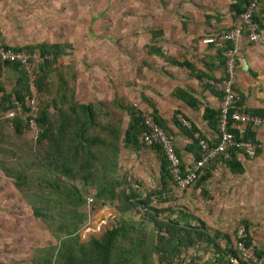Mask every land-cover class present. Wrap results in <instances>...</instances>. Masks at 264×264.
Here are the masks:
<instances>
[{"label": "rangeland", "instance_id": "1", "mask_svg": "<svg viewBox=\"0 0 264 264\" xmlns=\"http://www.w3.org/2000/svg\"><path fill=\"white\" fill-rule=\"evenodd\" d=\"M198 7L193 0H0V40L4 44L32 46L36 52L40 44L60 46L54 60L45 53L47 61L36 67L34 94L38 112L46 109L48 113L51 138L62 140L59 153L52 141L43 138L33 143L23 123L18 133L11 120L0 113V264H44L43 258L53 257L67 230L78 242L83 241L105 212L115 213L105 220L106 228L114 224L127 228L126 236L115 242L120 251H114L112 259L128 257L131 264L217 262V257L231 249L241 225L250 242L255 246L263 243L264 249V213L243 212L238 202L245 197L240 187L244 178L232 175L221 164L206 182L211 193L196 197L191 185L178 190L169 184L157 196V156L147 148L134 152L120 142L128 121L124 107L135 104L145 115L149 113L144 101L137 102L136 92L139 85H151L163 59L147 49L155 46L160 50L175 36L180 18L196 13ZM41 68L42 86L37 91L35 81ZM16 76L11 68L2 67L0 97L11 95ZM26 81L22 95L29 93ZM88 103L92 105V123L84 122L86 115L79 109L69 108ZM56 129H64L62 139L57 138ZM80 129L86 130L78 138L74 133ZM98 139H106L107 145ZM78 142L83 151L77 149L73 163H91L96 174L95 182L86 188L81 186L80 177L84 176L80 171L64 175L55 169L65 163L70 166L65 156ZM86 150L95 158L87 156ZM101 164L106 172L101 171ZM101 180L119 183L114 187L117 199L106 206L94 197L96 182L104 183ZM71 186L82 199L83 194L92 197L93 211H83L84 199L76 204L67 198ZM121 188L128 193L135 189L143 199L152 194L149 205L121 212ZM39 204L47 206L50 222L32 214V206ZM173 220L178 227L171 226ZM74 248V253L85 252Z\"/></svg>", "mask_w": 264, "mask_h": 264}, {"label": "crops", "instance_id": "2", "mask_svg": "<svg viewBox=\"0 0 264 264\" xmlns=\"http://www.w3.org/2000/svg\"><path fill=\"white\" fill-rule=\"evenodd\" d=\"M205 1L207 2L193 0V4L199 6L196 13H185L180 18L175 36L172 35V39L163 44L162 47L165 49L160 47L163 56H157L163 61L156 73L157 76L151 80L150 86L139 85V91L136 92L137 102L144 101L142 105L147 109L146 111L154 109L156 115L162 119L163 129L171 139L178 158L183 163L193 160L195 155H198V150L192 139L182 131V128L187 127L181 124L179 116L197 129L192 133V137L195 132L210 139H215L216 136V130L203 119V110L205 107L212 110L218 108L219 94L207 81L217 79L223 74V50L219 44H202L200 39L227 31L238 20L235 11L230 10V5L236 0ZM256 15L264 18V0L260 1ZM181 27L182 33H180ZM262 31L264 36V28ZM5 40L10 42L8 37H5ZM42 55L47 58L46 54ZM169 59L185 60L190 63V67L174 65L169 62ZM234 84L241 96L242 105L246 109H262L263 117L261 124L254 129L255 139L260 143V153L253 158H247L242 153L234 152L236 160L241 165V170L240 172L229 171L232 175H239L245 179L240 185L244 188L242 192L245 193V197L242 196L243 198H239L238 201L241 210L248 213H264V45L248 42L244 35L239 41L238 66ZM175 88L187 92L193 99L191 102L194 105L191 106L177 98L173 94ZM193 139L195 140L194 137ZM141 149L144 148L131 150L137 152ZM154 156L156 157L155 154ZM221 164H223L222 161L212 163L211 176L206 182H210L217 172L216 166ZM209 189L207 191L211 193ZM262 245L263 243L258 242L256 246L264 250Z\"/></svg>", "mask_w": 264, "mask_h": 264}, {"label": "trees", "instance_id": "3", "mask_svg": "<svg viewBox=\"0 0 264 264\" xmlns=\"http://www.w3.org/2000/svg\"><path fill=\"white\" fill-rule=\"evenodd\" d=\"M246 3H247V0H236L232 5H230V10H234L235 13L237 15H239L245 10ZM256 11H257V9L255 11H253V13H252V20L257 22L259 25V29L262 30V28H264V18L258 17L256 15ZM210 44H219V45L221 44L220 47L222 48V50H224L225 48H227L229 46L228 43L223 44V43H220L219 41H216V42L210 43ZM23 49L29 50V51L34 50L32 46H26V47H23ZM38 49H39V52L41 55L45 54V53L46 54L50 53L51 58L53 60L61 52L60 46L58 44H51V45L40 44V45H38ZM147 50L149 52H153L155 55L163 56L162 53L160 52V50L158 48H156L155 46H149V48ZM222 58H223V65H224V56H222ZM45 61H47V58L44 59V63H45ZM169 62L174 64V65H177V66H185L187 68L190 67V63L185 61V60L178 61L175 59H169ZM45 65H47V63ZM4 66L11 68L12 71H15L17 73V76L15 79L14 88L12 89V92L10 93L11 95H9V94L4 95V93H3L4 97L3 96L0 97V110L1 111H3L4 109L11 106V101H12L10 98L11 96H13L14 99L20 100L23 96L22 95L23 91L26 90V86H25L26 74L18 67V65L13 64V63H2V64H0V71H1L2 67H4ZM40 70L41 71L39 72V74L36 78V81H35V86H36L37 91H40L41 86H42L40 79L42 78L43 70H42V68ZM220 78L221 77H218L217 79H214V80H219ZM0 91L3 92L1 86H0ZM173 94L177 98H180V99L184 100L185 102L189 103L191 106L194 105L193 102H191L193 99L184 90H182L180 88H175V90L173 91ZM4 99L8 100V102H9V103L7 102L8 105L6 103H4ZM91 106L92 105L90 103H88V104H71V105H69V108L72 111H75V108L79 109L80 111H82L86 115L84 122L92 123L93 112H92ZM124 109L127 112L128 121H127V124H126L125 128L123 129L121 135H120V142H121L123 147L130 148V149L147 148L149 150H152L154 152V154L157 156V158H158L157 182L159 183L160 186H158L156 188L155 192L154 191L153 192L157 193V196H159L160 195L159 193H161V192H159L160 189L169 188V184H171V185H173V187H175L174 182L172 180V177L169 173L168 161L166 160L164 153H163V150H162L160 145L153 143V144H150L147 146H143L145 143H143V141L140 139L139 135L143 131L144 132L148 131L147 126L143 122L144 117H145V113L142 112L140 109H138L133 104H132V106L124 107ZM246 110L252 114L258 115L262 121V117H263V110L262 109H246ZM155 112L156 111L153 109V110L149 111L148 114L153 119V121L157 124V126H159L164 131V133L166 134L165 129H163L162 119H160V117H158ZM217 115H218V109L212 110V109H208L205 107L203 110V119H205L207 121L208 125L214 129H215V123H216V116ZM174 122L176 123V120H174ZM11 123L14 126V130L18 133H20L22 131V129L20 127L22 126V123H23V127H25L24 131H25V133H28L29 130L27 127V123H26V120L22 114L14 117L11 120ZM36 123H37V127H38L37 136L35 139L30 138L31 140H33V143L35 141L43 139V138L46 139L47 141H52L53 143H55L54 149L57 148V152L59 153V148L61 146L60 141H62V140H59V142H56V139H54L53 137L51 138L50 131H49V129H47L49 126V120H48V113L46 112V109L39 110V112L37 113ZM228 129L230 132L235 134V136L240 135V137L242 139L248 140V141H250L251 144H253L254 149H255V155L254 156H257L260 153V150H261L260 149V143L257 139H255L254 129L251 128V126L249 124L245 126V128L241 134H239L238 130L235 128L229 127ZM85 130L86 129L77 130V133L75 132L74 134H76V136H78V138H80L82 136V133ZM195 130H197V129L194 126H191L189 129L182 128V131L186 134V136H188L189 138L192 139L193 144L194 143L196 144V141L192 137V133ZM48 131H49V133H48ZM64 132H65L64 129H56L57 138L62 139V137L64 136ZM199 135L203 136L201 134H199ZM110 138L117 139L116 137H114L112 135ZM98 140H99V143L101 145H107L106 139H101V140L98 139ZM77 149H80L83 151L80 142H78V145L76 144V146L73 147V150L70 153H68L67 156H65V160L71 162L70 166H68L65 163L64 165H62L60 167H56L55 169H57L58 173L61 172L64 175H70L71 172H76V171L79 172L80 171L81 174H83L82 176H84V177H80L81 186L86 188L89 185H91L93 182H95L93 180V178L96 176V174H95L94 170L92 171V169H91V163L89 165L86 163H82V164L80 163L79 165L73 163V161H75L76 156H77ZM173 149L175 151L174 145H173ZM197 150H198V148H197ZM85 152H86L85 154L87 156L90 155L91 157L95 158L93 155L88 154V150H86ZM175 154L177 155L176 151H175ZM197 154H198V151H197ZM177 157H178V155H177ZM196 157L197 156L195 155V158ZM229 157L230 158H228V159H221L220 157H218V158L210 161L208 164H206L202 168L201 173L198 174V176L190 184L192 186L191 187L192 195H195L196 197H199L200 195H204V194L207 195L208 191L206 189L205 184H206V181L208 180V178L211 176V171L213 169L212 163H214V161H222V163L231 172H240L241 165L235 158L236 156H235L234 150L229 151ZM100 167H102L101 171L106 172L104 170L103 164H101ZM183 167H184L183 162H181L180 163L181 173H183ZM101 181L104 182L102 185H99V183L96 182L94 197H95V199L100 200L101 206H104V205L106 206V203H109L110 201L117 199V194L114 191V187L119 186V183L117 181H115L114 184L113 183L107 184L105 181H103V180H101ZM14 182H15L16 187H18V183H17L16 179L14 180ZM55 183H57V182H55ZM51 186L56 187V185H53V184H51ZM70 189L72 190V192H71V195H67V198H69L71 201H74V202L76 201L75 202L76 204H77V202L83 201L80 193L78 192V190L75 187L71 186ZM129 191L130 192L128 193V191H126V189L123 190V188H121L118 192V194L120 195V196H118V198L123 197L122 201H120V204H118L119 210L121 212L129 211L131 209L135 210L138 207L141 208L142 204H143L142 208H145L146 206L149 205V198L151 199L152 194L147 195L145 197V199H143V197H141L142 198L141 199L139 197L138 193L135 191V189H133V190L130 189ZM158 198H160V197H158ZM40 204H42V203H40ZM40 204L38 206H36V205L32 206V214L35 217L40 218L45 223H48L51 220L50 219L51 216L46 210L47 206L42 207V205H40ZM93 207H94V205L92 203L90 206V211H93ZM90 211H89V213H90ZM114 214H115L114 212H105V215H100L98 217V219H96V221H98V222H95V226L90 227V229H89L90 233H87L86 235L83 236V241H81V239H80V242H78L77 239H79V238L76 235L71 236L72 231L67 230L66 231V237L59 241V245L55 249L53 257L51 258V256H50V257H44L43 258L44 264H131L133 261L129 260L128 257H118V258L112 259V253L114 251H116L117 253L120 251V245L115 244V242L117 241V239L119 240V238L120 239L124 238L126 236V233H127V228L123 227L122 224H114L108 228L105 227V220L109 217H112ZM115 220H116V218H115ZM170 224H171V226L178 227V225H177L178 223L176 222V220L171 221ZM171 226H169V227H171ZM93 231H98L99 234L93 235L91 233ZM167 235L172 236L173 233H167ZM247 240L250 242L248 236H247ZM85 246H87V247H85ZM74 247H78L77 248L78 251L80 250V251H85V252L84 253L83 252L74 253L73 252V249H75ZM129 251L131 252L132 258L136 257V254H134L133 248L129 249ZM227 253H234V251L232 250V247H231V249H227L225 254L222 255V257L221 256L217 257L216 258L217 262H213V263L211 262L210 264H222L223 263V256L226 255Z\"/></svg>", "mask_w": 264, "mask_h": 264}, {"label": "built area", "instance_id": "4", "mask_svg": "<svg viewBox=\"0 0 264 264\" xmlns=\"http://www.w3.org/2000/svg\"><path fill=\"white\" fill-rule=\"evenodd\" d=\"M261 0H247L245 10L238 15V20L227 31H221L208 37L200 39L202 44H210L216 41L228 43L229 46L222 51L224 56L223 74L219 80H208L207 83L219 94L218 115L216 116L215 139L200 136L198 132L193 134L198 148V155L190 162L183 163L181 173L180 160L175 154L171 139L164 131L157 126L153 119L146 113L144 124L147 132H141L139 137L146 145L158 144L161 146L164 156L169 164V173L178 190L188 187L193 180L201 173L202 168L210 161L220 157L228 159L229 151L242 153L247 158H253L255 149L253 144L229 131L235 128L241 134L246 125L255 129L261 124L258 115L246 110L241 103V96L235 89V74L238 66L239 41L244 35L248 42L262 43L264 45L263 31L259 29L257 22L252 20V13L255 11ZM221 45V44H220ZM45 55L36 51L14 49L0 40V64L13 63L26 74L29 93L22 96V99H12L11 106L0 110L4 118L12 120L20 114L26 120L28 136L35 139L38 132L36 123L38 108L34 94V71L41 64ZM181 124L187 128L191 125L183 117H178ZM83 211L88 214L93 199L88 194H83ZM247 233L241 225L236 229L235 239L232 245L234 253H227L223 256L222 264H264V250L258 249L253 243L247 240Z\"/></svg>", "mask_w": 264, "mask_h": 264}, {"label": "water", "instance_id": "5", "mask_svg": "<svg viewBox=\"0 0 264 264\" xmlns=\"http://www.w3.org/2000/svg\"><path fill=\"white\" fill-rule=\"evenodd\" d=\"M243 64H244V66H245V62L243 61Z\"/></svg>", "mask_w": 264, "mask_h": 264}]
</instances>
